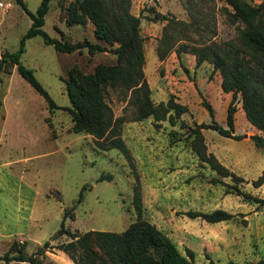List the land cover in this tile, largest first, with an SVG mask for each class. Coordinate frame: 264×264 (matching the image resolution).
Returning <instances> with one entry per match:
<instances>
[{"label": "rangeland", "instance_id": "rangeland-1", "mask_svg": "<svg viewBox=\"0 0 264 264\" xmlns=\"http://www.w3.org/2000/svg\"><path fill=\"white\" fill-rule=\"evenodd\" d=\"M0 1L10 2L8 6H0V52L12 51L31 19L17 0ZM22 1L28 11L34 12L40 0ZM68 1L50 0L41 27L49 35L68 41H97L90 21L65 23ZM224 5L229 8L224 0H130V11L140 16L144 77L151 86L149 96L156 103L172 95L185 104L187 109L179 119L187 126L194 121L210 120L201 96L212 106L213 118L224 125L230 92L219 89L217 70H212L206 61L195 64L190 52L177 56L169 51L163 59H156L155 46L165 20L151 18L164 13L185 21L194 20L185 40L196 45L210 39L238 42L236 25L230 22ZM19 61L30 68L57 107L48 110L44 98L14 65L9 72L0 71V254L12 241L21 242L29 253L44 240L50 245L68 240V235L57 232L62 217L64 226L76 233L87 229L122 230L136 218L132 203L136 174L142 204L140 216L164 231L181 254L184 247H189L199 264H207L209 259L214 264H225L228 260L251 264L262 257L264 204L236 193L230 187L234 179L217 175L200 160L190 146L192 135L179 119L174 124L151 115L129 119L132 105L108 89L105 98L113 114L125 117L120 124V136L128 147L131 163L116 147L101 149L91 134L71 129L63 82L67 70L75 65L82 72L90 71L97 62H114V54L88 53L85 47L58 51L34 34L24 39ZM205 77L211 78L208 93L197 85ZM187 80L192 82L190 93L186 94L184 88L180 96L174 86ZM235 105L233 131L241 137H226L215 130L202 129L204 142L222 164L242 176V180L236 181L239 188L264 198V180L258 185L251 182L264 171V146L255 147L249 137L252 133L264 137V131L247 121L238 94ZM99 174L111 177L98 179ZM82 185V197L78 200ZM214 208L233 215L208 222L184 214L185 210ZM35 257L42 264H72L55 246L36 253ZM0 264L29 263L0 259Z\"/></svg>", "mask_w": 264, "mask_h": 264}, {"label": "trees", "instance_id": "trees-1", "mask_svg": "<svg viewBox=\"0 0 264 264\" xmlns=\"http://www.w3.org/2000/svg\"><path fill=\"white\" fill-rule=\"evenodd\" d=\"M50 0H40L34 12L28 11L22 0H17L30 17L29 26L20 36L15 50L0 52V71L9 72L14 65L17 72L29 85L40 94L48 110L57 107L47 90L33 75L30 68L19 61L20 52L24 48V39L39 34L43 42L51 44L58 51L70 52L85 47L88 53L108 51L115 56L111 63L97 62L87 72L80 71L75 65L67 70L63 79L69 106L73 131H85L93 136L94 143L101 149L116 147L130 162L128 147L120 136V124L125 119L123 114L114 115L105 98L108 89L116 91L118 96L126 98V104L132 105L129 119H141L151 115L156 120L166 119L174 124L186 105L175 100L172 95L164 101L154 103L149 94L150 87L144 77L143 36L139 32L140 16L130 11V0H69L66 5L64 20L66 24L92 23V34L100 42L88 39L68 41L62 37L49 35L41 26ZM223 6L230 22L235 23L238 42L233 40H202L200 45L186 42L194 20L169 17L164 13H156L152 20H165L161 35L155 46L158 59H163L169 51L177 56L181 52L194 55L195 64L203 61L211 65L220 75V88L230 92L225 107L224 125L213 118L212 106L201 96V103L207 110L209 121H194L187 126L192 135L190 146L198 158L205 161L219 176H230L235 183L230 184L232 190L243 197L264 204V198H258L242 190L236 181L242 176L222 164L215 154L206 148L202 129H212L218 134L231 138H239L234 133L235 98L239 95L240 107L247 121L256 129L264 131V1L250 3L246 0H224ZM255 147L264 146V137L258 133L249 135ZM110 178V174H99L98 179ZM133 184L132 203L136 218L120 231L87 229L81 233L71 231L64 226L61 218L58 233H65L68 240L54 245L46 240L33 252H26L21 242L12 241L0 259L4 261L19 260L29 264H42L36 253L55 246L62 250L73 264H199L194 261V252L184 247L181 254L168 235L154 223L141 215V198L136 174ZM216 181V177L212 178ZM264 180V171L252 179L253 185ZM81 186L78 200L82 197ZM189 217H200L208 222L219 221L233 214L222 208L210 211L185 210ZM64 215V214H63ZM264 246V237L262 239ZM207 264H214L208 260ZM225 264H240L228 260ZM242 264V263H241ZM251 264H264V253L261 258Z\"/></svg>", "mask_w": 264, "mask_h": 264}, {"label": "crops", "instance_id": "crops-1", "mask_svg": "<svg viewBox=\"0 0 264 264\" xmlns=\"http://www.w3.org/2000/svg\"><path fill=\"white\" fill-rule=\"evenodd\" d=\"M96 42H100V40H97ZM101 43V42H100ZM143 53H144V61H145V51L143 50ZM155 55V54H154ZM155 57H156V59H158L157 58V56L155 55ZM159 61V60H158ZM142 69H143V73L145 74L146 72H145V66H144V63H143V67H142ZM217 84H218V87H219V89H221L220 88V85H219V83H220V75H219V73L217 74ZM146 80L148 81V83H149V79H147L146 78ZM210 80H211V78L210 79H207V77H205V79L204 80H200V82L197 84L198 86H201V89L203 90V91H205V93H208L209 92V90H210V88H211V86H210V84H209V82H210ZM196 81L198 82L199 81V79H196ZM190 82L191 81H181V82H179V84H175V86L174 87H176L177 89H179V91L177 92V93H179L180 94V96H182V94L184 93L183 91H184V88L187 90V91H185L186 92V94H188V93H190ZM192 83V82H191ZM194 86V85H193ZM149 87L151 88V86H150V84H149ZM209 95V94H208ZM210 97V96H209ZM159 228V227H158ZM71 261V260H70ZM72 263V262H71ZM73 264V263H72Z\"/></svg>", "mask_w": 264, "mask_h": 264}, {"label": "built area", "instance_id": "built-area-1", "mask_svg": "<svg viewBox=\"0 0 264 264\" xmlns=\"http://www.w3.org/2000/svg\"><path fill=\"white\" fill-rule=\"evenodd\" d=\"M10 4V2H5L4 4L0 1V6L5 5L8 6Z\"/></svg>", "mask_w": 264, "mask_h": 264}]
</instances>
